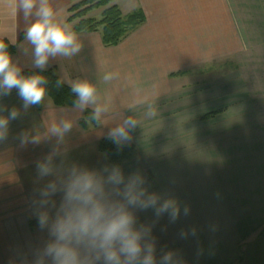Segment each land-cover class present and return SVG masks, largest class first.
Here are the masks:
<instances>
[{
  "label": "crops",
  "instance_id": "obj_1",
  "mask_svg": "<svg viewBox=\"0 0 264 264\" xmlns=\"http://www.w3.org/2000/svg\"><path fill=\"white\" fill-rule=\"evenodd\" d=\"M48 3L54 20L73 30L75 23L68 18L76 0ZM249 3L118 0L116 5L124 16L141 10L146 22L115 47L103 45L101 32L77 34L81 50L70 57L50 56L42 69L35 66L34 45L26 37L21 40L37 19L36 9L25 20L22 13H13L10 0H0V40L17 46L11 60L20 75L27 70L53 69L69 87L77 80H88L97 90L95 105L56 107L45 96L40 112L36 105L25 108L16 89L0 94V117H8L13 108L18 112L16 119H9L7 139L0 142V264H36L51 239L47 228L38 225L41 209L36 203L39 193L34 191L51 179L37 181L36 169V162L56 144V137L49 138L50 126L71 121L72 129L61 145L66 164L98 169L111 165L99 150L100 141L128 117L136 119L138 125L130 131L133 143L125 146L137 147V154L120 165L125 176L139 172L148 191L158 194L161 203L175 199L180 208L175 221L168 213L157 220L152 208L136 211L138 224L153 225L157 264H264V18L261 21V16H256L258 35L253 36L252 21L244 18L250 14L244 10ZM251 5L264 9V0ZM102 13L103 9L93 10L87 18L99 20ZM241 31L248 32L246 39ZM251 40L254 51L249 50ZM230 57L246 63L250 86L244 90L255 103L242 104L236 99L223 103L235 94L232 88L229 93H218L222 103L213 102L211 96L212 102L203 113L201 98L200 103L195 98L196 88L184 82L209 73L192 75L191 70L223 63ZM251 64L258 66L251 70ZM106 72L117 75L104 81ZM97 105L107 109L100 115L99 126L84 130L80 120L86 110L93 111ZM150 108L157 110L154 117L146 116ZM186 109L195 112L194 118L182 115ZM197 111L201 112L198 116ZM156 127L161 128L162 137L157 131L150 134ZM172 127L177 131L170 134ZM23 133L39 135L41 144L21 147ZM150 138L163 144L165 154L177 148L182 166L175 170L151 165L159 156L151 158ZM187 151L198 155L195 158L201 166H183ZM212 163L215 166L208 167ZM175 175L177 182L172 180ZM54 199L59 205V194ZM185 207L189 208L187 214ZM169 252L172 260L164 262L162 258ZM45 264H49L47 259Z\"/></svg>",
  "mask_w": 264,
  "mask_h": 264
},
{
  "label": "clouds",
  "instance_id": "obj_2",
  "mask_svg": "<svg viewBox=\"0 0 264 264\" xmlns=\"http://www.w3.org/2000/svg\"><path fill=\"white\" fill-rule=\"evenodd\" d=\"M14 14L22 13L25 20L36 9L37 19L27 28L26 38L34 45L35 66L45 68L49 57L57 55L70 57L77 54L82 44L77 34L67 24L54 20V10L48 0H10ZM117 73L106 72L104 81L112 80ZM45 77L42 75L22 76L20 69L13 65L7 46L0 41V94L16 89L24 107L40 104L45 95ZM59 81L57 86H59ZM71 92L77 96L76 105L83 109L96 104L97 90L88 80H77L71 85ZM106 108L97 105L93 118L99 120ZM156 108H150L147 117H154ZM18 112L12 109L8 117H0V142L7 139L9 119H16ZM138 121L132 117L111 128L107 135L122 149L132 142L130 131L136 129ZM71 121L53 123L49 138L56 137L51 151L36 162L37 181L51 177L39 189L40 207L38 225L47 228L50 241L39 254L36 264H157L152 224H138L137 210H155L158 220L168 213L175 221L180 208L175 199L160 202V196L150 193L145 178L134 172L125 176L119 165L104 164L98 169L77 164H66L65 152L61 145L65 134L72 129ZM41 137H29L23 133L21 147L41 144ZM107 153L103 154L106 159ZM57 158L59 163L56 162ZM59 194L57 205L55 196ZM189 208H184L187 214ZM155 221L153 222V224ZM173 253L163 256L164 262L171 261ZM182 264V262H180Z\"/></svg>",
  "mask_w": 264,
  "mask_h": 264
},
{
  "label": "trees",
  "instance_id": "obj_3",
  "mask_svg": "<svg viewBox=\"0 0 264 264\" xmlns=\"http://www.w3.org/2000/svg\"><path fill=\"white\" fill-rule=\"evenodd\" d=\"M75 1V0H74ZM118 0H81L75 3L69 10L72 14L68 18V22L75 23L73 30L76 34L101 32L102 43L105 47L118 46L132 32L142 26L146 22V17L141 10H137L129 15L124 16L116 5ZM103 9V13L99 20L87 18V15L93 10ZM26 35L21 36V40ZM7 46L10 56L16 54L17 46L12 45L7 40H0ZM42 75L45 77L46 95L49 97L56 107H76L77 96L71 92V87L62 82L53 69L49 70H27L22 76ZM59 86H57V82ZM43 101L36 105L38 112L42 110ZM99 120L93 118V111L86 110L80 126L87 130L89 127H98ZM101 153H107V159L111 165H122L134 159L137 154L135 146H124L118 149L110 138H105L99 143Z\"/></svg>",
  "mask_w": 264,
  "mask_h": 264
},
{
  "label": "rangeland",
  "instance_id": "obj_4",
  "mask_svg": "<svg viewBox=\"0 0 264 264\" xmlns=\"http://www.w3.org/2000/svg\"><path fill=\"white\" fill-rule=\"evenodd\" d=\"M80 1L81 0H76V3L80 2ZM248 1L250 2L249 3L250 6L248 8L245 7L244 10H249L250 14L246 13L244 18L246 19L247 17H249V19L252 21L251 22V29H252V34L254 36L255 34H257V30L259 27V23H258L259 21H258V18L256 16H259V17L261 16L260 17L261 19H259V20L262 21L264 18V16H263L264 15V9L262 7H255L254 8L251 5V2H255L256 0H248ZM257 2H258V0H257ZM246 25H247V23H245V26ZM247 29H249V28H247ZM240 34L245 36V39H246V37H248L247 31L246 32L241 31ZM251 38L253 39L252 36H251ZM249 43H251V45H252L253 40L249 41ZM236 45L237 44L235 43V46ZM249 50L254 51L255 47L252 45V47L249 48ZM236 58L230 57L228 59V61H224L223 63H219V62L209 63L210 65H208V66H206V64H203L200 68H197L195 70H191L190 74H192V75L194 73L199 75L202 73L205 74V73L209 72L207 74V76L205 75V77H199L196 79L194 78V79H190V81L186 80L184 82L185 86H188V87L191 86L193 88H196V91L198 92V94L195 96V98H197L199 103H200V98H201L203 103L201 104L200 108H203V113H204L205 108L208 107V105L212 101L213 102H219L220 101L222 103L221 98H220V100H218V97H219L218 93H219V95H221L222 92H224L225 94L227 92L229 93L228 90L232 89V88L235 89V94L232 96H228V97L225 96L226 99L223 100V103L229 102L230 100H233V99L239 100V102H242V104H244V103L245 104L255 103V102H253L254 101L253 96L246 94L245 93L246 90H244L246 85H247V89L250 86V82H248V80H247V76H248L247 74L248 73L245 72L246 63L244 64L241 61V59H239L238 57H236ZM254 66H258V64H251V70L254 68ZM257 76H258V74H257ZM180 84L181 83H178L177 87H180ZM217 84H218V86H216ZM229 84H230V86H229ZM226 85H227V87L225 88ZM183 86H181V87H183ZM209 86L212 88L210 89ZM223 88H225V89H223ZM216 95H217V97L214 98ZM211 96H212V101L210 100ZM192 98H194V97H192ZM261 99H262L261 100L262 103H264V96H261ZM200 113H201L200 111H197L196 115L198 116ZM184 114L186 115V118H190V117L194 118L195 112L193 110L186 109L184 112H182V115H184ZM152 130H153V128L150 129V134L155 133L157 131L159 133L158 137H162L160 127H156L153 131ZM176 131H177V129L172 127L169 132H170V134H173ZM163 137H164V133H163ZM151 139L152 138H150L151 158L156 156V155L159 156V158H155V159H152L150 161L151 165L155 166L156 169H162L163 167H168L170 169L178 170L180 168V166H182V161H181V158H179V152L177 151V148H175V149L171 148V151L169 150L165 154L163 144L160 141L151 142ZM131 143H133V141ZM168 145H170V144H168ZM173 146L174 145H172V147ZM165 155H167V156L165 157ZM195 155L196 154H189V151H187V153L183 156V166L187 167V168H194L195 166H201L199 164V161L196 160ZM196 157L198 158V155H196ZM213 166H215L214 163H212L208 167H213ZM160 177L162 178V175ZM172 180L177 182L178 181V175L172 176Z\"/></svg>",
  "mask_w": 264,
  "mask_h": 264
}]
</instances>
